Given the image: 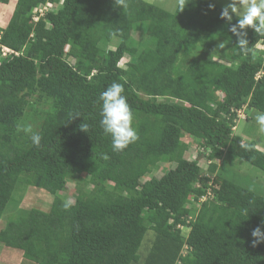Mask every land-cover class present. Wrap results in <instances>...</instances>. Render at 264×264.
Instances as JSON below:
<instances>
[{"label":"trees","instance_id":"16d2710c","mask_svg":"<svg viewBox=\"0 0 264 264\" xmlns=\"http://www.w3.org/2000/svg\"><path fill=\"white\" fill-rule=\"evenodd\" d=\"M17 2L0 31L18 54L0 60V221L16 191L18 204L30 187L54 201L9 220L0 243L37 264H264V243L251 235L264 225V196L222 175L230 158L264 173V152L233 130L237 111L246 122L264 112V54L255 52L264 35L247 29L241 51L222 8L204 0H180L173 13L143 0ZM49 6L34 23V10ZM218 41L236 66L191 56ZM112 82L123 84L139 134L122 151L100 125L99 96ZM32 108L39 147L17 131ZM185 135L203 150L206 172L185 158ZM160 164L176 166L144 181ZM69 175L86 178L66 210Z\"/></svg>","mask_w":264,"mask_h":264},{"label":"rangeland","instance_id":"374dc122","mask_svg":"<svg viewBox=\"0 0 264 264\" xmlns=\"http://www.w3.org/2000/svg\"><path fill=\"white\" fill-rule=\"evenodd\" d=\"M18 0H0V31H3L14 12L18 10ZM148 4L155 5L169 13L175 12L179 1L180 0H143ZM210 4H214L217 7L223 8L227 3L228 0H204ZM137 40H141L142 36L141 34H138L136 36ZM119 44L118 40H114L110 47L111 49L116 48ZM256 54H264V46L259 45L256 49ZM229 54V47L222 41H218L215 43L213 48H207L204 49L202 47H199L197 51L193 52L191 56L193 58L198 59H209L216 62H219L221 64H225L227 66H236V63L233 61H230L227 58V55ZM70 63L73 65V63L70 61ZM122 67L126 66V60H123L121 63ZM264 93V88H263ZM141 96L144 98L147 97L146 90L142 91ZM219 97L222 99L224 98L222 95H219ZM35 108L39 110H47L50 106V104H45L43 102H35V99L32 101ZM30 109L26 113V118L24 123L26 126L31 125L33 130L39 129L40 125V115L35 114L34 110L36 109ZM259 112L252 110L249 112V122H246L244 120H241L238 125L234 126L235 134L238 133L239 136L244 138L245 142H255L258 145V148L264 152V131H261L260 126L256 122V115ZM245 115V114H244ZM246 117V116H245ZM244 118V117H243ZM159 128L158 131L160 132L162 130L163 125L158 122ZM184 141L190 145V150L186 152L185 158L193 161L197 160L199 162L200 167L206 172L208 169V164L205 159V155H201L203 150L198 149L197 142H194L191 140V138L188 135H185ZM200 148V147H199ZM176 165L173 164H160L156 169H154L153 173L151 175L145 176L143 180L147 181L151 178H159L163 176L166 172L173 170ZM222 170H224V167H222ZM223 177L230 179L231 181H234V183H237L251 191H253L256 194L264 196V173L257 168L250 166L248 163L244 162L240 159L230 158L226 161V170L222 173ZM86 178V175H82L81 177L69 175L67 185L64 189V191L61 193L63 198L67 200L68 198H71L73 200V203L76 198L77 190L80 185V179ZM37 188L30 187L28 191H33ZM27 191V193H28ZM23 196V193L20 191H16V193L13 195V199L9 203L6 212L0 221V231L5 227L6 223L9 220H12V218H18L19 215L24 217L26 214L23 212H20L18 202L20 201L21 197ZM20 198V199H19ZM24 200V198H23ZM40 199L37 200L36 203H40ZM33 209L39 210L38 207L33 204ZM199 208V205H198ZM32 209V208H31ZM44 212V211H42ZM185 233H188V231H185ZM0 264H37L31 261H28L23 256V252L17 249H11L6 247L4 244L0 243Z\"/></svg>","mask_w":264,"mask_h":264},{"label":"clouds","instance_id":"9594fccd","mask_svg":"<svg viewBox=\"0 0 264 264\" xmlns=\"http://www.w3.org/2000/svg\"><path fill=\"white\" fill-rule=\"evenodd\" d=\"M117 5L127 6L126 0H116ZM214 8V4L209 5ZM236 17V23L232 24L233 17ZM220 18L226 20L231 26L230 31L237 39V45L241 51H248V31L251 28L256 34L264 35V0H228V3L222 8ZM100 125L103 132L111 137L113 151H122L130 144L139 139L137 129L133 126L134 113L128 103L123 84L112 82L104 91L100 93ZM256 122L264 131V112H259ZM236 122V126H237ZM235 126V128H236ZM82 129L86 125H81ZM234 129V128H233ZM17 131L24 132L34 146L41 144V134L33 131L31 125L18 126ZM242 148H250V144L241 143ZM73 206V200L68 198L64 202V208L70 209ZM264 225L254 228L251 232L253 245L264 243Z\"/></svg>","mask_w":264,"mask_h":264},{"label":"crops","instance_id":"0c3cea01","mask_svg":"<svg viewBox=\"0 0 264 264\" xmlns=\"http://www.w3.org/2000/svg\"><path fill=\"white\" fill-rule=\"evenodd\" d=\"M40 199V203H36L37 200ZM54 201V197L48 193L45 190L42 189H35L33 191H28V193H26L24 200L20 203L19 205V210L20 212H28L31 210V208L33 209L34 207H32L33 204H35L38 209L45 211V212H49L52 206V203ZM17 218H12V220H16Z\"/></svg>","mask_w":264,"mask_h":264},{"label":"built area","instance_id":"2783aa9c","mask_svg":"<svg viewBox=\"0 0 264 264\" xmlns=\"http://www.w3.org/2000/svg\"><path fill=\"white\" fill-rule=\"evenodd\" d=\"M52 6H49V7H40V8H37L34 10L33 14H32V20L34 23H37L41 18L45 17V15L48 13L49 9L51 8ZM0 41H1V35H0ZM15 54V52H13L12 50H10L9 48L7 47H4L1 42H0V60L1 59H4L6 57H8L9 55H13ZM15 55H18V54H15ZM264 73L261 72L259 74V78L261 76H263ZM237 114H238V121L237 123H239L241 120H244L246 121V117H245V113H244V110H241V111H237ZM244 117V118H243ZM209 198H213V194L211 192V190L208 191L207 195L205 196H202L199 198V203H204L205 201H207ZM192 218L190 217V220ZM180 229H184L183 226H180L179 227Z\"/></svg>","mask_w":264,"mask_h":264}]
</instances>
